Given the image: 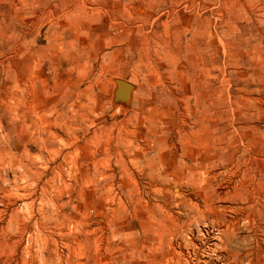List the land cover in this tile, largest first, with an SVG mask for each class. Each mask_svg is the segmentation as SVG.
<instances>
[{"label": "rangeland", "instance_id": "rangeland-1", "mask_svg": "<svg viewBox=\"0 0 264 264\" xmlns=\"http://www.w3.org/2000/svg\"><path fill=\"white\" fill-rule=\"evenodd\" d=\"M26 78L41 100L58 90L76 131L44 145L7 124ZM116 79L149 133L147 152L119 145L124 170L106 146L131 117ZM172 249L264 264V0H0V264H169Z\"/></svg>", "mask_w": 264, "mask_h": 264}, {"label": "bare ground", "instance_id": "bare-ground-1", "mask_svg": "<svg viewBox=\"0 0 264 264\" xmlns=\"http://www.w3.org/2000/svg\"><path fill=\"white\" fill-rule=\"evenodd\" d=\"M137 11L139 13H142L141 9H138ZM55 25H57V22L55 23ZM71 44L72 43H70L67 46H69V47L71 46L72 47L73 44L72 45ZM55 50H57V52H59L58 51L59 49H55ZM156 53L157 52H155V54ZM73 60L75 61V59H73ZM68 62L70 64L73 63L72 60H70ZM58 64H59V66H62L64 63L56 61V65H58ZM33 79L34 78L29 80L28 78H26V81L23 82V83H21L19 81H14V86L16 88H21V87L24 88V91H22L20 95L15 94L14 101L15 100L16 101L20 100V104H22L24 107L22 108L23 110H19V109L15 108V107H13L11 105H6L5 108L7 109L8 114H9V117H7V124L8 125H10V124L11 125H15L16 123L17 124L19 123L21 125H26V123L28 122V123H30L28 128H27V131H26V132H28V134L27 133L25 134V135L28 136V138H29L28 140H30V142H33L30 133H37L40 143L43 142L44 145L49 143V145H50V144H52L54 142V140H57L60 137L61 133H73V131H76V125H77V118L76 117L77 116L75 115L76 119L75 118L73 119L71 117L70 119H67V120L65 119V121H63L64 117L65 118H69V116L63 114L64 105L61 102L62 101V98H61L62 95H59L58 94V90L54 89V91H53L54 93L52 94V96L50 98H46L44 100H41L40 97H38V94H37V92L35 91V89L33 87V85H34V81H32ZM28 81L30 82L31 88H28L29 85L27 86V82ZM114 83L116 85V88L114 90V103L117 106L116 107V111L120 109L122 111L123 118H125L126 115H130L131 117H130V119H127L125 121L122 120V121L117 123V125L121 126V127H119L120 130H121L120 134L118 135L119 136V140H114L115 142H111L109 145H106V146H108V149H113V153L112 154L115 155L114 158L116 157L115 158L116 160H114L115 161L114 162L115 167H120L122 170H124L123 167L125 166V164L123 166V160L120 157V152L123 151L124 153H127V156L129 157V156H131V154H130L131 153L130 152L131 149L136 150V151H138V150L145 151L146 149H144L145 147L142 146V145H143V143H148V139L146 138V136H148L149 133L146 130L147 127L143 126V124H142V121H146V119H147L145 117L143 104L140 102L141 106L138 109L137 108H131L128 105V101H129V98H130V93H131V91L133 89L132 86L129 83H127L125 81H122V80H119V79H116L114 81ZM41 85H43L44 88L46 86L43 80H42V84ZM192 92H195V91L192 90ZM40 94H41V92H40ZM193 95H194L193 97H194L195 105H197V106L198 105L202 106L207 101L206 97L200 99L199 96L196 93L193 94ZM65 102H66V100H65ZM12 103H14V102H12ZM77 103H78L77 100H75V102H72V107H74ZM77 106H78V104H77ZM14 110H16V112H20V113H16V114L13 113L12 114V111H14ZM78 111L79 110H77V112ZM88 112L90 113V111H88ZM18 114H21V116L17 117V119H16L15 115H18ZM80 114L84 115V113H80ZM147 122H148V124L150 123L149 121H147ZM148 131L150 133H152V132L154 133L155 132L153 127H150V129ZM115 139H116V137H115ZM140 143H142V144H140ZM119 145H123L125 150H122V151L118 152ZM149 146H150V148L153 147L152 144H150ZM105 148H107V147H105ZM104 151L106 153L107 149L104 150ZM145 152H147V151H145ZM105 153H104V155H105ZM134 154H133V156H134ZM139 154H137V155H139ZM141 155H142V153H141ZM124 156H125L124 158L126 159V155H124ZM130 158H132V157H130ZM96 162L92 161L91 164L93 166H95ZM129 162H130V160H129ZM110 164H108V165L105 164V166H106L105 168L110 170V173H103L102 174L103 179H105L106 181L110 177L114 176L113 173H112L111 168H109ZM86 165H88V162H86L85 165L83 164L82 167H85ZM242 177H243V175H242ZM120 181H123V179L120 178ZM240 182H242V181H240ZM238 184L239 185H237V183L235 185H233L230 188V190H234L235 191V190L242 189V188L245 187L242 183H238ZM246 185H249V184H246ZM109 189H111V188L109 187ZM177 191L178 190L176 188H173V192L176 193ZM207 211L209 212V210H207ZM39 214H40V212H39ZM12 215H13V213H12ZM42 216H43L42 219H44V215H42ZM97 221H98V223L101 226L104 224V220L102 218H98ZM236 226H237V221H230L227 224V226L224 227L223 232L231 233L234 236L235 235V231L237 230ZM238 250L227 249L225 247L223 252H225V254L230 255V257H232L233 259H235V258H238V259L239 258H243V257H239V256H241V254L239 255ZM121 251H122V253H124L123 250H121ZM112 256H114V255H112ZM125 257H127L128 260H131V261L133 260V256L132 255H128V256L125 255ZM179 257H185L184 253L182 251L176 252L174 249H172L170 254H168L166 257H161V259L164 260L165 263L181 264L180 261H179ZM227 257H228V260H229L230 259L229 256H227ZM115 261H117L119 264H125V262H123L124 260L121 261V259H117L116 258Z\"/></svg>", "mask_w": 264, "mask_h": 264}]
</instances>
